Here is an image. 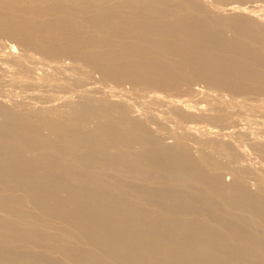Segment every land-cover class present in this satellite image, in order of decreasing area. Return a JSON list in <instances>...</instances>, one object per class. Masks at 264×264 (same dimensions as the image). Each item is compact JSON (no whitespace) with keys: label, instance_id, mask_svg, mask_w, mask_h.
<instances>
[{"label":"bare ground","instance_id":"obj_1","mask_svg":"<svg viewBox=\"0 0 264 264\" xmlns=\"http://www.w3.org/2000/svg\"><path fill=\"white\" fill-rule=\"evenodd\" d=\"M263 10L0 0V82L66 100L0 88V264H264V175L221 159L264 156L240 128L264 102Z\"/></svg>","mask_w":264,"mask_h":264},{"label":"rangeland","instance_id":"obj_2","mask_svg":"<svg viewBox=\"0 0 264 264\" xmlns=\"http://www.w3.org/2000/svg\"><path fill=\"white\" fill-rule=\"evenodd\" d=\"M263 12H264V10H263ZM264 14V13H263ZM263 16V15H262ZM0 45L2 44V43H4V42H6V39H4V41H3V39L2 38H0ZM1 48H3V45H1L0 46ZM7 82V83H6ZM84 83V85L82 86V90H84V91H86L87 89V93L85 94V92L83 93V94H79V98H81V99H84L85 98V95H87L86 97L87 98H89V99H94V97L96 96V95H98V96H100V95H102V93H100V89H99V86H97L98 85V83L96 82V84L95 83H91V82H87V81H84L83 82ZM92 85V86H91ZM94 85H96L95 86V88L93 89V87H94ZM2 86V87H1ZM105 89H104V88ZM109 87V86H108ZM0 88H2L1 90L3 91V94H5V97H4V99H7V100H15V101H19V102H23V103H26V104H29V105H32V106H36V107H42V106H46V105H51V106H57V105H62V104H64L65 103V101L66 100H64L63 98H57L56 100H54L53 102H51V103H48V104H46V101L48 100V98L49 97H51L52 95H56V93H54L53 91H51L50 89V87H46V85H44L43 87H40L39 88V91H38V93L40 94L39 95V99H37V101H35L34 102V104H32V101L27 97V92L26 93H23V92H20V90L18 91V88H16V91H15V89L13 88V86H12V84H11V81H7V80H5L4 82H0ZM110 89V88H109ZM108 88H107V86L105 85V86H102V90L106 93V95L107 96H110V94H112V93H110L108 90H109ZM16 92V93H15ZM19 92V93H18ZM92 92V93H91ZM93 92L95 93V94H93ZM103 92V94H105ZM108 92V93H107ZM18 93V94H17ZM91 93V94H90ZM10 95H11V97H10ZM84 95V96H83ZM83 98H82V97ZM93 98H92V97ZM98 96H96L95 98H97ZM200 96V97H199ZM203 96V94H198V95H196L195 96V98L197 99V98H201ZM44 97H46V98H44ZM91 97V98H90ZM114 97V96H113ZM261 97V96H260ZM260 97H256V99L255 100H257V99H259ZM264 96H262V98H263ZM115 98V97H114ZM40 99H41V101H40ZM252 100H254V99H252ZM40 101V102H39ZM44 102V103H43ZM256 102H258V103H256ZM43 103V104H42ZM262 103V104H261ZM46 104V105H45ZM252 105L254 104H256L255 106L253 105V107H254V109H253V107L251 106L250 108H248L249 110H246V111H243V117L245 116V118H247V120L245 119L244 120V122L242 123V125H247L248 123V125L247 126H241L240 128H241V131L243 132V133H245V134H256L260 129H262V128H264V102H261V101H255V102H253V103H251ZM260 107H258V106ZM248 107H249V105H247ZM252 108V109H251ZM260 110V111H259ZM258 111V112H257ZM250 114V115H249ZM252 116V117H251ZM256 117V118H255ZM261 117V118H260ZM257 120V121H256ZM260 121V122H259ZM255 122V123H254ZM257 123V124H256ZM254 124H255V126H254ZM249 125H251V128H250V126ZM168 127V126H167ZM242 127H243V129H242ZM246 127V128H245ZM254 128V129H253ZM260 128V129H259ZM251 131H250V130ZM167 131H169V127H168V130ZM176 132H179L180 133V131H179V129L176 131ZM248 132V133H247ZM166 135V137H169L167 134H165ZM165 137V141H168L169 143H171V142H173L174 141V139L173 138H166ZM251 136H248L247 138H250ZM187 138L188 139H190V138H193L194 139V137H193V135L192 136H187ZM196 138V137H195ZM229 151H230V154H229ZM228 152V153H227ZM227 152L225 151L224 152V154H225V157H223L224 156V154H222L223 156H221V159L222 160H224L223 162H224V171L226 172V174H224L225 175V177H224V179L225 180H229V178H230V175H228L227 173H229V172H231V171H233V170H237L238 168H243L245 165H246V167L249 169L250 168V172L251 173H249V172H247V173H245V174H243L246 178H247V180H250V181H252V180H256V179H258L259 178V175L261 174V175H264V156H261V155H259L258 153H253V152H246V153H240V152H237V151H234V150H232V152H231V150H227ZM237 152V153H236ZM229 154V155H228ZM232 154V155H231ZM244 154V155H243ZM246 154V155H245ZM248 154V155H247ZM241 155V156H240ZM234 156H236L237 157V159H235V157ZM223 157V158H222ZM230 157V158H229ZM239 157V158H238ZM234 158V159H233ZM241 158V159H240ZM239 159V160H238ZM263 159V160H262ZM252 160V161H251ZM255 160V161H254ZM232 161H233V166H232ZM234 161H235V163H234ZM240 163H239V162ZM237 162V163H236ZM252 162V163H251ZM258 163V164H257ZM230 164V165H229ZM238 164V165H237ZM241 165V166H240ZM262 165V166H261ZM231 168H230V167ZM255 166H257V167H255ZM258 166H259V168H258ZM260 166H261V168H260ZM233 167V168H232ZM253 167V168H252ZM263 167V168H262ZM257 170H256V169ZM229 169V170H228ZM232 169V170H231ZM258 171V172H257ZM261 172V173H260ZM254 176V177H253ZM254 180V181H255ZM254 181H252V182H254Z\"/></svg>","mask_w":264,"mask_h":264}]
</instances>
